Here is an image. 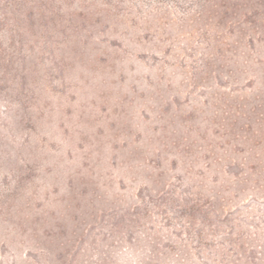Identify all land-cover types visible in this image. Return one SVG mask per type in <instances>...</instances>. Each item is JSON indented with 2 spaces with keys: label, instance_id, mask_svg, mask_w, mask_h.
Here are the masks:
<instances>
[{
  "label": "rangeland",
  "instance_id": "374dc122",
  "mask_svg": "<svg viewBox=\"0 0 264 264\" xmlns=\"http://www.w3.org/2000/svg\"><path fill=\"white\" fill-rule=\"evenodd\" d=\"M263 45L264 0H0V264H264Z\"/></svg>",
  "mask_w": 264,
  "mask_h": 264
},
{
  "label": "trees",
  "instance_id": "16d2710c",
  "mask_svg": "<svg viewBox=\"0 0 264 264\" xmlns=\"http://www.w3.org/2000/svg\"><path fill=\"white\" fill-rule=\"evenodd\" d=\"M262 49L264 51V45L262 46ZM253 63L257 65H264V56L261 59L256 58V60H253ZM261 84L262 87L258 88L256 92H252L254 102L247 104V100L245 99V97H242L241 102L234 104L228 102V100L231 99L227 97L228 104H226V106L229 108V110L226 111V115H228L226 119H228L230 122V129L234 131L236 129L235 126L238 122H240L242 138L246 140H253L255 147L264 144V70ZM232 97L233 96H231V98ZM261 151V153L255 151V153L257 154H255L254 158L258 161L259 164H261L264 169V159L260 158L261 155L264 156V145ZM251 168L255 169V167L253 166H251ZM243 203L244 201L242 203H239V205H242Z\"/></svg>",
  "mask_w": 264,
  "mask_h": 264
}]
</instances>
